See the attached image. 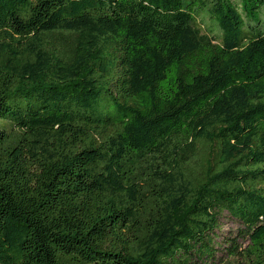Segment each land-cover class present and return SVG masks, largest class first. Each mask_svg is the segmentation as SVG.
Listing matches in <instances>:
<instances>
[{
  "label": "trees",
  "instance_id": "obj_1",
  "mask_svg": "<svg viewBox=\"0 0 264 264\" xmlns=\"http://www.w3.org/2000/svg\"><path fill=\"white\" fill-rule=\"evenodd\" d=\"M263 9L0 0V264H264Z\"/></svg>",
  "mask_w": 264,
  "mask_h": 264
},
{
  "label": "rangeland",
  "instance_id": "obj_2",
  "mask_svg": "<svg viewBox=\"0 0 264 264\" xmlns=\"http://www.w3.org/2000/svg\"><path fill=\"white\" fill-rule=\"evenodd\" d=\"M258 24L251 22L253 27L264 28V9L260 14ZM217 29L215 33H217ZM9 101V100H7ZM242 225L223 213L219 219V227L214 231V257L210 260H198L195 257L191 260L195 264H235L233 258L228 255L231 244H236L238 249L244 247L247 239L241 236Z\"/></svg>",
  "mask_w": 264,
  "mask_h": 264
}]
</instances>
